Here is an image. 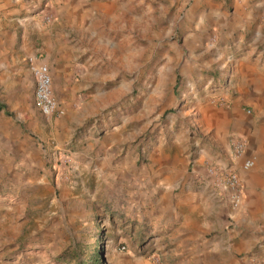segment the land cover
I'll return each mask as SVG.
<instances>
[{
  "label": "rangeland",
  "instance_id": "rangeland-1",
  "mask_svg": "<svg viewBox=\"0 0 264 264\" xmlns=\"http://www.w3.org/2000/svg\"><path fill=\"white\" fill-rule=\"evenodd\" d=\"M34 1H39L41 8L48 5L56 15L63 2ZM85 1L95 7L94 26L104 41L101 51L95 52L97 63L93 64L107 71L108 62L102 53H108L109 41L112 82H91L85 88H79L80 82L79 86L71 82L76 95H69L67 101H77L87 111H80L73 120L62 118L61 124L65 142L74 149L92 143L98 155L101 143L112 140V164L103 170L95 164L98 172L88 180L87 166L82 171L73 170V186L64 184L66 190L63 185L57 187L51 180L53 171L46 165L49 156H44V150L56 145V140L50 130L44 132L43 117L36 111L35 127L33 120L22 118L13 108L7 110L20 116L15 123L20 122V138L28 143L23 149H9L0 140V264H68L69 259L93 251L99 253L103 264H264V98L259 102L243 99L240 105L257 135V140L247 135L248 149L256 154L255 165L248 172L257 173V192L247 193L235 209L228 204L231 216L213 218L207 236L212 244L215 240L221 245L206 262L192 260L182 252V243L171 230L175 225L172 220L166 226L159 215L148 212L147 203L142 204L147 199L136 202L127 176L133 174L129 165L135 169L146 166L159 153L156 146L161 142L168 145L175 137L183 143V149L177 144L166 152L190 153L192 157V142L197 136L181 134L186 127L179 126L176 117L180 105L171 106L162 100L179 82L209 81V91L221 93L227 82H242L235 71V59L240 55H231L225 49L226 29L217 19L244 17L252 10L264 36V0ZM41 24L47 25L44 20ZM252 28L247 37L253 34ZM239 33L235 30L231 41L236 42ZM29 47L33 49L32 43ZM37 52L42 59L43 37ZM75 59L81 61L82 54ZM75 59L71 60L74 70ZM258 65H264V54ZM26 68L22 80L26 92L33 94L34 82ZM70 75L75 78V71ZM183 85L178 88L180 98L185 88L187 94L191 93ZM231 88L234 95L245 92L240 84ZM98 90L102 95L94 99ZM211 99L218 98L209 96ZM217 104L226 103L219 100ZM68 160L62 157L58 166L66 168ZM92 169L89 167L88 172ZM233 231L245 238L236 252L230 246L236 244L237 236L231 237Z\"/></svg>",
  "mask_w": 264,
  "mask_h": 264
},
{
  "label": "crops",
  "instance_id": "crops-1",
  "mask_svg": "<svg viewBox=\"0 0 264 264\" xmlns=\"http://www.w3.org/2000/svg\"><path fill=\"white\" fill-rule=\"evenodd\" d=\"M40 4L34 0H0V87L2 86L3 91L0 93V140L2 145L9 149L24 147L28 141L20 138V122L15 123V119L19 121L20 116L17 118L15 113L7 110L13 108L17 115L33 120L35 127L34 114L37 111L46 122L43 125L44 132L50 130L56 140V145L44 150V156L46 154L49 156L46 165L53 171L51 180L57 187L63 185V189L66 190L67 184L73 186L72 178L75 176L73 170L80 168L82 171L87 166L88 180L92 178V174L95 172L97 174L99 166L100 170H103L112 164L111 139V142L101 143L98 155L95 144L92 143H86L79 150L76 147L74 149L70 142H65L61 124L62 118L71 117L73 120L80 111H87L86 107L82 110L77 101L73 100L72 103L67 101L69 95H76L71 82H78L77 86L80 82L79 88H85L91 82H112V53L109 50L111 43L108 41V53H102V57L108 62V69L105 71L97 64H93L97 63V58H94L95 52L101 51L100 45L104 42L98 37V31L94 26L96 18L94 5L85 0H63L59 6V15H56L48 5L41 8ZM49 11L54 13L53 19L46 22L47 25H42L41 21ZM252 13L251 10L244 17L233 16L235 19L228 17L224 21L217 19L221 27L226 29L225 40L228 43L225 49L227 48L231 55H240L235 59L238 65L235 71L240 74L242 82H227L222 93L220 90L209 91L211 83L209 81L179 82L176 88L172 87L167 99L162 100L168 101L171 106L180 105L176 117L179 118V126L186 127L181 134L197 136L192 142L194 153L192 157L189 158L190 153L178 155L166 152L177 144L183 149V143L175 137L169 140L168 145L159 143L156 146L159 153L148 161L146 166L135 169L133 165H129L133 172L132 175H127L130 177L129 183H132V197L137 203L139 200L147 199V202L143 201L142 204L147 203L148 212L159 215L158 218L166 226L172 220L175 225H172L171 230L177 233L174 238L182 243V252L196 261L206 262L209 256L215 255L220 248L221 244L215 240L212 244L209 235L207 236L212 230L213 218L221 215L231 216L228 213L231 204L226 199L228 191L218 184L217 178L208 173L206 167L210 165L237 171L243 184V198L249 192H257L255 178L257 173L248 172L250 169L243 170L241 159H234L232 152V137H244L247 140L246 155L252 156L256 161V154L251 148L248 149L247 135L250 140H257V135L250 124V118L240 108L243 99L259 102L264 98V78L261 77L264 65L262 67L258 65V60L264 54V36L261 23H255L256 19ZM252 26L254 32L251 37H247ZM235 30H240L236 42L231 41ZM42 37L44 38L42 60L49 67L52 92L60 111L49 117L43 116L36 108L34 91L33 94L26 92L21 74L24 66L27 67L35 89L29 58L38 57L37 46L42 43ZM30 43L33 49L29 47ZM79 54H82L81 61L75 59ZM72 59L76 60L75 70L71 68L74 66L71 63ZM70 71H75V78L71 77ZM181 83L191 90V93L187 94L186 88L183 89L185 94L183 93L182 98L178 92ZM235 84H240L245 92L238 91V95H234L235 91L231 86ZM101 95V90H98L96 96L92 97L95 99ZM158 96L160 97V93ZM209 96H217L218 99L209 100ZM222 99L226 103L224 106L217 104L219 100L222 102ZM172 123L171 121L167 130L172 131ZM52 150L54 156L50 157ZM62 157L69 159L64 169L58 166ZM97 163L99 166L95 165ZM89 167L94 168L91 170L92 173L88 172ZM70 186L68 189L72 188ZM231 209L235 207L232 206ZM168 227L171 228V225ZM233 232L231 237L237 236L236 244L230 246H233L236 252L245 244V238L236 231Z\"/></svg>",
  "mask_w": 264,
  "mask_h": 264
},
{
  "label": "built area",
  "instance_id": "built-area-1",
  "mask_svg": "<svg viewBox=\"0 0 264 264\" xmlns=\"http://www.w3.org/2000/svg\"><path fill=\"white\" fill-rule=\"evenodd\" d=\"M53 19L51 13L43 17L45 22ZM30 70L35 80L34 99L38 111L45 117H49L58 110V102L52 92V79L48 65L40 58H29ZM249 112V110H247ZM247 140L241 136L232 137V152L234 159H241L243 170L251 169L254 158L246 155ZM207 172L217 178L218 184L228 192L226 199L231 206L236 207L243 199V184L237 171L232 168H221L208 165ZM67 178V176H64Z\"/></svg>",
  "mask_w": 264,
  "mask_h": 264
},
{
  "label": "trees",
  "instance_id": "trees-1",
  "mask_svg": "<svg viewBox=\"0 0 264 264\" xmlns=\"http://www.w3.org/2000/svg\"><path fill=\"white\" fill-rule=\"evenodd\" d=\"M68 264H103L100 261L99 253L93 251L89 254H84V257L76 256L68 260Z\"/></svg>",
  "mask_w": 264,
  "mask_h": 264
}]
</instances>
